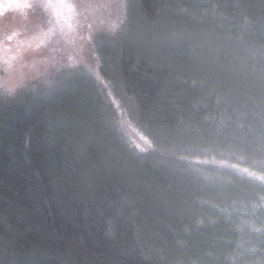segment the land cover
Returning a JSON list of instances; mask_svg holds the SVG:
<instances>
[{"label": "trees", "instance_id": "trees-1", "mask_svg": "<svg viewBox=\"0 0 264 264\" xmlns=\"http://www.w3.org/2000/svg\"><path fill=\"white\" fill-rule=\"evenodd\" d=\"M118 3L94 68L0 57V264H264V0Z\"/></svg>", "mask_w": 264, "mask_h": 264}, {"label": "rangeland", "instance_id": "rangeland-1", "mask_svg": "<svg viewBox=\"0 0 264 264\" xmlns=\"http://www.w3.org/2000/svg\"><path fill=\"white\" fill-rule=\"evenodd\" d=\"M35 1L0 0V57L7 64L14 65L16 61L19 64L13 70L12 76L7 78V80L11 81L9 83L15 82L16 79L22 81L27 78L36 79L41 74L48 72L47 67L36 63L37 59L39 57L43 58L44 55H37L36 49L33 48L34 45L37 47L47 41H51L50 36L54 33V30L46 28L48 19L51 25L57 27L64 38L72 43L70 54L73 57L77 55L83 56L86 66L94 68L96 60L94 59V50L91 49V45L87 46L89 39L87 32L98 35V32L101 33L102 30L107 33L111 29L116 30L119 28V23L122 21L119 15L121 8L118 3L119 0H66V3L63 4H66L72 12L67 19H61L59 16L57 18L52 15V7L58 5L57 0H44L41 9L45 12L47 19L40 23H37L38 20L34 19L36 12H32L29 9V7H33V2ZM11 8L24 10L21 18L16 13L7 10ZM43 11L42 18L44 15ZM25 15L27 16L23 19ZM27 33L34 35L27 41L30 46L21 45L22 39H20V36ZM85 33L88 36H84ZM9 39L10 42L8 41ZM79 41L82 45H79ZM0 62H2L1 59ZM35 65H38L36 69ZM1 80L8 82L6 79Z\"/></svg>", "mask_w": 264, "mask_h": 264}, {"label": "snow or ice", "instance_id": "snow-or-ice-1", "mask_svg": "<svg viewBox=\"0 0 264 264\" xmlns=\"http://www.w3.org/2000/svg\"><path fill=\"white\" fill-rule=\"evenodd\" d=\"M60 3H66V0H59Z\"/></svg>", "mask_w": 264, "mask_h": 264}]
</instances>
